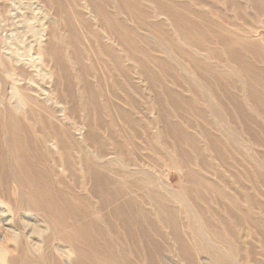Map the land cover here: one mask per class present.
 <instances>
[{"label":"rangeland","instance_id":"374dc122","mask_svg":"<svg viewBox=\"0 0 264 264\" xmlns=\"http://www.w3.org/2000/svg\"><path fill=\"white\" fill-rule=\"evenodd\" d=\"M1 80L0 264H264V0H0Z\"/></svg>","mask_w":264,"mask_h":264},{"label":"bare ground","instance_id":"6f19581e","mask_svg":"<svg viewBox=\"0 0 264 264\" xmlns=\"http://www.w3.org/2000/svg\"><path fill=\"white\" fill-rule=\"evenodd\" d=\"M95 13V12H94ZM97 13V12H96ZM45 24H47L46 22H45ZM46 27H48V26H46ZM50 33L48 34V39L50 38ZM44 38V37H43ZM41 39V38H40ZM45 40V39H44ZM33 42V41H32ZM44 44V43H43ZM46 45V51H42V56H43V58H45V62H49V63H53V61H54V59H55V53L53 52V51H51L50 50V48H47V44H45ZM45 47V46H44ZM35 50V49H34ZM68 57V56H67ZM37 59L39 60L40 58L39 57H37ZM111 59V58H110ZM42 61H43V59H42ZM37 62H39V61H37ZM15 63V62H14ZM27 66V65H26ZM52 67H53V70H52V72L54 73V75H55V66L54 65H51ZM48 67V66H47ZM50 67V66H49ZM51 68V67H50ZM195 69V68H194ZM12 71H14V70H12ZM58 72V71H57ZM122 72V71H121ZM4 78V77H3ZM19 78V77H18ZM56 80H57V78H55ZM15 80V79H14ZM30 80V79H29ZM7 81V80H6ZM6 81H4V80H1V82H0V90L1 91H4V90H6V86H7V82ZM22 81V80H21ZM54 82V81H53ZM68 83V82H67ZM9 85V84H8ZM60 85V84H59ZM50 86V85H49ZM61 86V85H60ZM68 86V85H67ZM13 88V87H12ZM39 88V87H38ZM60 88V87H59ZM17 91L19 92V94L21 95V97H22V101L24 102L23 104H25V105H28L27 103H30V98H31V96H30V90H31V87H28V88H25V87H23L22 85H20V86H18L17 88ZM74 89V88H73ZM53 90L55 91V89L53 88ZM61 90H62V88H61ZM66 90V89H65ZM7 91V90H6ZM32 91V90H31ZM42 91V90H41ZM68 92V91H67ZM55 93H56V91H55ZM9 94V93H8ZM6 95V94H5ZM74 95V94H73ZM2 96V95H1ZM8 96V95H7ZM6 96V97H7ZM67 96V95H66ZM3 98V97H2ZM1 98V99H2ZM44 98H46V95H45V97ZM61 99H63V98H61ZM10 100V99H9ZM60 100V99H59ZM11 101V100H10ZM55 101H57V100H55ZM60 102V101H59ZM58 102V103H59ZM77 102V101H76ZM54 103H56V102H54ZM64 104V103H63ZM6 105H8V104H6ZM28 106H30V105H28ZM47 106V105H46ZM55 106V105H54ZM73 106V105H72ZM6 107V106H5ZM18 107H19V104H18ZM55 107H57V106H55ZM37 108V107H36ZM70 108V107H69ZM63 109V108H62ZM5 110V109H4ZM27 110V109H26ZM58 110V109H57ZM19 111V110H18ZM28 112V111H27ZM31 113V112H30ZM23 114V113H22ZM6 115H7V112H6ZM69 115V114H68ZM75 115L77 116V114H76V112H75ZM64 116V115H63ZM21 117V116H20ZM65 117V116H64ZM67 119V118H66ZM23 120H24V118H23ZM51 120V119H50ZM25 121V120H24ZM76 122V121H75ZM37 125V124H36ZM54 125H56V124H54ZM65 128V127H64ZM53 129V128H52ZM66 131L67 132H69V128H66ZM37 132V131H36ZM81 132V131H80ZM78 133V132H77ZM70 134H72L71 132H70ZM43 136H44V134H43ZM37 139V138H36ZM73 140V139H72ZM36 141V140H35ZM16 183V182H15ZM18 183V182H17ZM48 250V249H47ZM50 250V249H49ZM48 254H49V252H48ZM52 256V255H51ZM54 257V256H53Z\"/></svg>","mask_w":264,"mask_h":264}]
</instances>
